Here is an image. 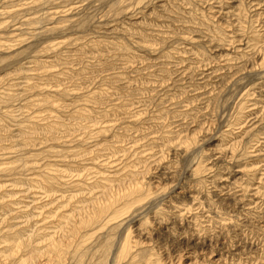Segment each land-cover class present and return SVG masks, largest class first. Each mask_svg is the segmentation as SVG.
Wrapping results in <instances>:
<instances>
[{
    "label": "rangeland",
    "instance_id": "1",
    "mask_svg": "<svg viewBox=\"0 0 264 264\" xmlns=\"http://www.w3.org/2000/svg\"><path fill=\"white\" fill-rule=\"evenodd\" d=\"M73 162L140 173L155 264H264V0H0V264L60 236Z\"/></svg>",
    "mask_w": 264,
    "mask_h": 264
},
{
    "label": "bare ground",
    "instance_id": "2",
    "mask_svg": "<svg viewBox=\"0 0 264 264\" xmlns=\"http://www.w3.org/2000/svg\"><path fill=\"white\" fill-rule=\"evenodd\" d=\"M86 154L80 150L72 156L85 157ZM67 167L73 169L72 172L77 171V179L69 184L62 180L68 176V168L67 172L58 170L56 174H43L39 179L46 192L70 194L61 197V204H66L69 210L57 213L52 221L53 228L60 231V236L51 235L47 249L42 250L31 233L24 243L28 257L21 264H35L45 254L52 255L58 264H135L144 259L146 264H155L150 255L144 253L147 251L145 248L142 250V245L133 243L130 232L121 234V228L130 227L132 222L137 221L136 215L140 216L144 203L153 194L140 182V173H135L134 169L132 172L130 166L125 165L111 176H99L89 182V170L84 176L78 174L80 170L76 162L68 163ZM61 172L66 173L61 176ZM33 182L36 183V180ZM114 184L117 186L113 189ZM49 197L50 202L59 199L56 195ZM126 214L130 215L129 219L123 217Z\"/></svg>",
    "mask_w": 264,
    "mask_h": 264
}]
</instances>
